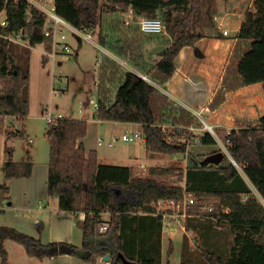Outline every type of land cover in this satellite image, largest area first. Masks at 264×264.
I'll return each mask as SVG.
<instances>
[{"label":"trees","instance_id":"16d2710c","mask_svg":"<svg viewBox=\"0 0 264 264\" xmlns=\"http://www.w3.org/2000/svg\"><path fill=\"white\" fill-rule=\"evenodd\" d=\"M214 3L215 0H186L184 6L163 13L170 45L160 53V59L153 67L162 81L174 73V61L179 52L193 46L201 38L196 29L203 18L213 22ZM5 4L8 25L1 28V32L21 31L30 46L44 44L49 49L51 38L42 33L43 14L33 8L27 16L25 0H8L7 3L0 0V12ZM253 8L252 12H246L236 34L234 57L224 72L226 91L257 83L264 90V0H253ZM55 9L72 26L80 28L101 25L104 16L113 11L127 10L128 3L126 0H106L104 4H100L99 0H55ZM137 12L149 18L156 17L155 10L139 9ZM0 58V75L5 80L4 91L0 94V116L22 119L28 107V72L17 64L8 41L2 38ZM120 80L112 100L108 101L101 93L97 94L96 117L103 121L140 124L145 146L152 153H184L185 144L169 141L158 126L167 98L132 71L124 72ZM218 99L214 97L213 108L218 105ZM185 123L189 124L188 121ZM86 131L87 123L84 120L58 118L48 123L46 132L50 146L47 194L57 200L60 212L85 214L80 223L81 246L66 242L44 244L13 228L0 225L1 264H8L3 245L6 239L20 243L28 255L38 259L69 254L95 264L97 258L109 254L110 264H158L152 259L134 257L122 235L129 222L125 219L156 213L154 205L159 201L181 204L187 196L216 203L209 205L211 211H202L200 202H195L187 206L188 214L213 218L235 232L228 256L201 250L208 264H264V206L250 200L241 201V195L250 194L251 187L229 161L230 156L243 168L248 181L264 200V115L253 126L240 127L228 133V155L225 154L219 164L198 165L201 161L190 157L184 171L169 167L149 168L145 177L137 176L130 168L99 165L95 151L85 155L84 145L78 140L86 135ZM177 133L182 134L181 131ZM200 142L206 145L212 144L213 140L205 135ZM31 168L29 158L16 163L10 160L9 155L2 166L5 180L28 177ZM182 182L184 185H181ZM0 188L7 190L5 184ZM223 209H228V212H223ZM104 212L110 214L108 230L99 233V225L105 222L101 219ZM161 217L159 213L153 219L161 221ZM179 264H194V261L184 258Z\"/></svg>","mask_w":264,"mask_h":264},{"label":"rangeland","instance_id":"374dc122","mask_svg":"<svg viewBox=\"0 0 264 264\" xmlns=\"http://www.w3.org/2000/svg\"><path fill=\"white\" fill-rule=\"evenodd\" d=\"M105 1L99 0L100 4H104ZM126 1L128 3L127 10L110 12L104 16L101 25H99L100 23L94 25L97 31L93 36L95 45L68 36L72 52L56 55L53 60L42 54L43 47L41 45L31 48V46H28L27 40H25L27 46L12 41L8 42L12 53L16 57L17 64L28 72L26 89L28 109L25 119L11 122L10 118L0 116V152L3 155L4 147L10 148L12 151L11 160L16 163L29 158L32 166L35 164L37 166L47 165L50 152L46 137L48 111L54 115L53 117L60 114L62 117L73 119L92 118L93 103L97 100V94L101 93L103 98L105 97L108 101L112 100L114 92L121 81L120 79L126 71L146 76L157 91L167 98L158 126L169 141L184 143L186 146L184 153L154 156L152 161L148 163L151 165L165 164L167 167L184 171L190 157L202 161L203 158L217 152L223 153V156L228 155L226 149V136L228 133L240 127L253 126L264 115V96L259 95L258 100H251V94L254 96L257 90H243L237 95L230 94L229 91L225 90L224 72L226 66L232 62L234 57L233 47L237 41L234 40L236 39V33L232 31L231 27H228L230 28L228 43H213V40L223 36L219 29H224L226 19L213 18V22H209L204 17L196 29V33L202 38V42L198 43L197 47H191L192 49L189 50L186 57L180 55L176 58L178 67L185 65L187 63L185 59H188L191 65L189 71H191V74L194 72V77H204L203 75H205L209 77L206 78V83L210 87L217 85L210 101H207L206 93L199 92L204 98L196 100L194 103V100H191L187 94L184 95V89L183 92L178 90L179 92L176 93L178 97L174 95L176 87L175 89L173 85L169 88L166 87L164 85L165 81H162L156 75L153 68L160 59V53L170 45V39L166 32H164L165 34L144 35L139 32L135 23L128 24L129 22H127L129 9H132L135 14H138L139 9L155 10V18L163 21V13L180 5L184 6L186 0ZM243 1L244 5L241 4V8H245L249 2H253V0ZM232 3L233 0H215L213 17L222 16L224 12L232 7ZM143 16L140 15V17ZM98 60H100V64ZM194 66L196 69L192 70ZM197 79L198 85L195 81H192V85L195 83L198 86L197 89H200L202 81L199 78ZM4 81V77L0 75V94L4 91ZM52 90L54 91L51 92ZM258 90H262L261 92L264 94L262 87H259ZM215 96L219 98V103L213 108L214 103L212 102ZM183 101H191L195 105L192 107L189 105V108H185L188 105ZM80 104L83 105L79 108ZM79 110L81 113H79ZM181 115H183L182 120ZM186 121L189 124H186ZM18 124L21 133L19 131L17 133ZM135 130L140 132V137L134 142L121 140L122 134L130 136L129 133ZM179 131L182 132L181 135L177 133ZM205 135L212 138V144L205 145L200 142V139ZM30 139L33 142L27 144ZM97 139H101V146H97L100 156L109 160L113 154H116L114 151L118 149L122 152L123 150L127 151L128 146L137 145L138 141L141 142L144 135L140 125L100 124L98 133L90 131L87 144L96 143ZM108 142H112L113 146L108 147ZM140 155L143 157L141 153ZM197 164L199 165L201 162ZM237 169L241 177L251 187V193L241 195V201L250 200L264 206V200L250 184L242 168L239 166ZM137 171L139 172L136 174L142 177V172L139 169ZM181 185H184L183 182ZM42 188L45 189L43 186ZM194 199L196 203L200 202L203 207L202 211H208L205 209L209 205L216 204L205 199L202 201L197 200L195 197ZM164 202L168 203L167 201ZM169 210L171 211V209ZM195 221V232L190 235L193 240V252L191 253L192 258H190L194 261V264H208L202 257V249L221 256H228L235 232L226 224L217 223L210 217L196 218ZM45 225V227L43 225L36 227L37 231L41 230L42 232L45 230L48 227L47 224ZM73 236L74 238L82 237V232L76 222L73 224ZM70 244L77 245L75 242ZM176 250L171 255L170 264L180 263V253L177 248ZM162 263L166 264V261L163 260Z\"/></svg>","mask_w":264,"mask_h":264},{"label":"crops","instance_id":"0c3cea01","mask_svg":"<svg viewBox=\"0 0 264 264\" xmlns=\"http://www.w3.org/2000/svg\"><path fill=\"white\" fill-rule=\"evenodd\" d=\"M243 2V0H233L232 7L229 8L227 12H224L222 16L213 17L214 19L220 17L226 19L227 21L225 22L224 29L228 31L227 36L215 38L213 40V43H228L229 40L227 39L228 36H230V28L228 27H231L232 31L237 34L242 25L246 12H252L254 10L252 1L247 3L248 5L245 8H241V4L244 5ZM3 16L4 14L1 13L0 17ZM219 30L222 34V30ZM200 42H202V38H200L191 47H197L196 45ZM38 45H41L43 47L42 44H37L35 46ZM35 46H31V48ZM191 47L183 48L179 52L177 57H179L180 55L186 57V55L189 54V50L192 49ZM176 58L174 61L175 71L172 76L164 82V85L168 88L171 85H173L174 89L176 87L174 95H177L176 93L179 91L183 92L184 89V95L187 94L191 100H194V103L196 102V100H202V98H204L202 97V92L207 94V101H210L213 96V91L216 90L217 85L210 87L206 83V78L208 79L209 77H206L205 75H203L204 77H194V72H192L191 74V71H189L191 65L189 64L190 60L188 59H185L187 62L185 65L178 67V65L176 64ZM194 69H196L195 66L194 68H192V70ZM197 78L202 81L200 89H197ZM192 81H195L197 85H195V83L194 85H192ZM259 87H262V85L260 83H257L249 86L240 87L235 91L232 90L229 92L230 94L237 95L243 90L255 89L257 90V92L254 93L255 97L251 94V100L256 101L258 100L259 95L264 96V94L261 92L262 90H258ZM53 91L54 90H52L51 92ZM183 102L188 105V107L185 108H189L190 106L192 107L195 105L192 104L191 101ZM82 105L83 104H80L79 108L82 107ZM48 112L50 116H54L50 113V111ZM79 113H81L80 110ZM26 116L27 114L23 118L25 119ZM55 116L60 118H70L62 117L60 116V114H57ZM1 117L10 118L11 122L20 119L16 116L10 115H1ZM76 120L86 121V135L83 138L79 139L78 142L83 143L85 155H88L89 151L96 152L97 162L99 165L126 167L132 169L135 174L139 172L137 171V169H139L142 172V177L146 176L145 173L147 174L146 171L149 168H168L167 166H165V164H148L152 161L153 157L158 154L152 153L146 148L144 139L141 140V142L138 141L137 145L134 144L128 146L127 151L123 150L122 152L119 149L117 151H114L116 154H113V156H111L109 160H106L104 157H101L100 153L98 152L99 150L97 146H101V139H97L96 143L92 142L89 145L87 144V138L89 136L90 131L98 133L100 124L120 123L131 124L136 126L140 124L133 122H112L99 120L96 117V113L94 112L92 114V118L90 119L83 118ZM18 131L21 133L19 124L17 125V133H19ZM99 141L100 144H98ZM32 142L33 141L30 139L28 140L27 144H31ZM112 146L113 144L108 147ZM11 152L12 151L10 150V148L5 147L4 155L0 152V186L4 184L7 186V190H3L2 188H0V225L13 228L18 232L24 233L33 237L34 239L40 240L44 244L49 242H75V244H77L76 246L80 247L82 243V237L74 238L73 224H75L76 222V225H78L81 230L80 223L83 221L85 214L83 212H76L71 214L59 211L57 200L47 194L48 164L41 166H37V164L33 165L31 168V174L28 177L12 178L9 180H5L2 166L5 160L7 159V155H9V158L11 160ZM140 153L143 155V157L140 155ZM27 154L29 157V150L27 151ZM11 161L14 162L13 160ZM24 161H26V159ZM42 186L45 187V189L42 188ZM165 204L166 203H163L161 206H155L156 213L143 214L140 217L136 216L134 218L129 217L130 219H125L129 222L122 230V235L124 237V241L129 246L134 257L142 259H152L158 264H163L162 261L165 260L167 264L171 262V255L174 253V251H177V248L180 253V262L184 258H192L191 253L193 252V240L191 239L190 235L195 232V219H202L203 217L188 214L186 212L187 207H185L184 205H172V202H168L166 205ZM169 209H171V211ZM47 213L50 214L46 215ZM159 213L162 215L161 221L153 219V217H155V215ZM101 219L107 223L110 219V214L108 212L102 213ZM45 224H47L48 227L45 228V230H43L42 232L41 230L38 232L36 227H38L39 225H43L45 227ZM3 245L7 253L8 264H91L82 258L73 257L69 254H56L50 257L38 259L36 257L28 255L23 245L11 239H6ZM95 264H110V256L108 260L105 258V256L97 258Z\"/></svg>","mask_w":264,"mask_h":264},{"label":"built area","instance_id":"2783aa9c","mask_svg":"<svg viewBox=\"0 0 264 264\" xmlns=\"http://www.w3.org/2000/svg\"><path fill=\"white\" fill-rule=\"evenodd\" d=\"M7 1L8 0H5V3H7ZM25 1L27 2V8H26L27 16L30 15L31 9L33 8L38 10L44 16L42 33L45 37L51 38V46L49 49H46L44 47V44H42L44 47L42 54L46 55L48 58H51L53 60L56 55L68 54L72 52L71 47L69 45L70 43V41L68 40L69 37H76L82 41H86V42H89L95 45L93 36L97 32L96 27L95 26H83L80 28H76L72 26L69 22H67L65 19H63L61 16L57 14L56 9H55V0H25ZM1 13H3L4 16L0 19V38L5 39L8 42L12 41L16 44L27 46L25 44V40L27 39L22 34L21 31H17V32L10 31L7 34H4L1 32V28H5L8 25V21L6 19V4L1 10L0 14ZM127 16H128L127 22H129L128 24L135 23L136 27L138 28L141 34L155 35V34H163L165 32V25L163 21L158 18H149V17H144V16L140 17V15L137 16V14H135L132 11V9L128 10ZM222 35L227 36L228 31L226 29H222ZM98 62L99 64L101 63L100 60H98ZM139 77H141L147 82H150L149 79L146 78V76L139 75ZM97 109H98V104L96 101L93 103V112L97 113ZM58 118L60 117H53V116L48 115V117H46V120H47V123H52ZM208 128L210 129V127ZM129 134L130 136L126 134H122L121 140L134 142L136 139L140 137V132L138 130H135L134 132H131ZM98 144H100V141L98 142ZM111 145H112V142L107 143V146H111ZM230 161L236 167V169L239 167V165L236 164V162L232 158H230ZM187 197H188V200L186 201ZM187 197H185V199L183 200V205L185 207H187L188 205L195 204L194 199H192L189 196ZM167 202H172V201H167ZM163 203H166V202L159 201L154 205V207L161 206ZM173 204L175 203L172 202V205ZM211 209H212L211 207H207L205 210L211 211ZM223 212H228V209H223ZM107 230H108V223L106 222H102L98 227L99 233H104Z\"/></svg>","mask_w":264,"mask_h":264},{"label":"water","instance_id":"95a60500","mask_svg":"<svg viewBox=\"0 0 264 264\" xmlns=\"http://www.w3.org/2000/svg\"><path fill=\"white\" fill-rule=\"evenodd\" d=\"M223 159V153L221 152H217L211 155H208L207 157H205L203 159V161H201V164H219ZM120 257L122 258V256L120 255ZM105 258L108 260L109 259V254L105 255ZM127 264H134V263H128Z\"/></svg>","mask_w":264,"mask_h":264}]
</instances>
